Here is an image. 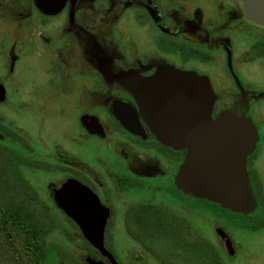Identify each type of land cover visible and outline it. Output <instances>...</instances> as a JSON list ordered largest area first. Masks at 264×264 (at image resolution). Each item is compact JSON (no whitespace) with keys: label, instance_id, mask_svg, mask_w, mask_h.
<instances>
[{"label":"flooded vegetation","instance_id":"1","mask_svg":"<svg viewBox=\"0 0 264 264\" xmlns=\"http://www.w3.org/2000/svg\"><path fill=\"white\" fill-rule=\"evenodd\" d=\"M158 72L207 78L212 118L255 126L249 210L177 184L188 147L144 119ZM0 152L78 237L54 194L67 182L90 190L118 264H264V25L234 0H0ZM88 244L84 262L111 264Z\"/></svg>","mask_w":264,"mask_h":264},{"label":"water","instance_id":"2","mask_svg":"<svg viewBox=\"0 0 264 264\" xmlns=\"http://www.w3.org/2000/svg\"><path fill=\"white\" fill-rule=\"evenodd\" d=\"M240 1L245 14L264 25V0ZM154 92L144 94V119L165 144L188 147L189 157L180 167L177 184L194 195L224 207L249 210L254 205L245 173V156L253 149L257 131L244 117L223 113L212 118L214 93L209 80L194 72L183 78L164 79L160 72L145 82ZM55 201L79 226L84 239L118 264L104 246L107 210L80 183L67 182ZM86 264H105L90 256Z\"/></svg>","mask_w":264,"mask_h":264},{"label":"trees","instance_id":"3","mask_svg":"<svg viewBox=\"0 0 264 264\" xmlns=\"http://www.w3.org/2000/svg\"><path fill=\"white\" fill-rule=\"evenodd\" d=\"M7 159L0 152V264H86L49 236L62 229L70 241L78 239L83 252H88V242L48 212L38 191Z\"/></svg>","mask_w":264,"mask_h":264},{"label":"rangeland","instance_id":"4","mask_svg":"<svg viewBox=\"0 0 264 264\" xmlns=\"http://www.w3.org/2000/svg\"><path fill=\"white\" fill-rule=\"evenodd\" d=\"M61 218V217H60ZM66 220L65 219H63V222H65ZM120 231H116L115 232V234H116V240L118 241L117 243V245H119V244H121V247H122V243H121V235H120ZM49 239L51 240V242L52 243H57L61 248H63V249H66V250H68L69 251V253L72 255V257L73 258H75L76 260H78V261H83V259H84V252L83 251H81V249H79L78 248V246H77V241H78V239L76 240V239H74V240H72V241H70L68 238H67V236H65V233L62 231V229L61 230H57V231H55L54 233H52L50 236H49ZM163 239V237H160V240H162ZM160 243V244H159ZM155 244L156 245H158L159 246V248H168V246H166V245H168L169 244V242H164V241H162V242H155ZM157 246V247H158ZM120 247V248H121ZM53 251V250H52ZM162 251H165V249L164 250H162ZM167 251H165L164 253L165 254H167L166 253ZM166 256V255H165ZM167 257H170V260L175 264H178V262H179V260L178 259H176V258H174L172 255L170 256H167ZM50 259H53V256L51 255L50 256Z\"/></svg>","mask_w":264,"mask_h":264}]
</instances>
